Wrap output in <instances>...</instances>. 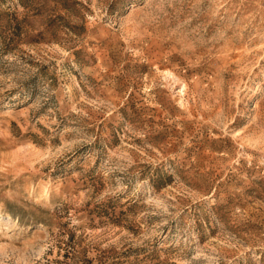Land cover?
Wrapping results in <instances>:
<instances>
[{
    "label": "rangeland",
    "instance_id": "374dc122",
    "mask_svg": "<svg viewBox=\"0 0 264 264\" xmlns=\"http://www.w3.org/2000/svg\"><path fill=\"white\" fill-rule=\"evenodd\" d=\"M0 264H264V0H0Z\"/></svg>",
    "mask_w": 264,
    "mask_h": 264
}]
</instances>
